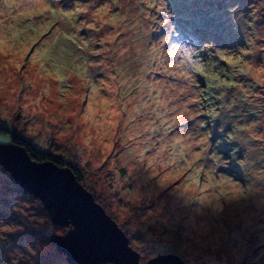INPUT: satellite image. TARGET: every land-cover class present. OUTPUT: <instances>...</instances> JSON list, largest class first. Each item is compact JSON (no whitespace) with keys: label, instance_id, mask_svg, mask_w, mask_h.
I'll list each match as a JSON object with an SVG mask.
<instances>
[{"label":"rangeland","instance_id":"obj_1","mask_svg":"<svg viewBox=\"0 0 264 264\" xmlns=\"http://www.w3.org/2000/svg\"><path fill=\"white\" fill-rule=\"evenodd\" d=\"M242 1L0 0V129L74 165L140 264H264V0ZM69 229L0 166V264H68Z\"/></svg>","mask_w":264,"mask_h":264},{"label":"water","instance_id":"obj_2","mask_svg":"<svg viewBox=\"0 0 264 264\" xmlns=\"http://www.w3.org/2000/svg\"><path fill=\"white\" fill-rule=\"evenodd\" d=\"M0 166L24 192L37 198L52 225L70 226L65 236H52L68 264H140L118 225L83 189L70 168L32 161L13 144H0ZM146 264H185L175 255Z\"/></svg>","mask_w":264,"mask_h":264},{"label":"trees","instance_id":"obj_3","mask_svg":"<svg viewBox=\"0 0 264 264\" xmlns=\"http://www.w3.org/2000/svg\"><path fill=\"white\" fill-rule=\"evenodd\" d=\"M241 3L243 4L242 6L238 5V4H231V10L232 11H238L240 13H244L245 10L244 9V5L246 4V2L242 1L241 0ZM175 5V8L178 4L174 3ZM177 9V8H176ZM179 10V9H177ZM218 15V16H222V13L221 12H217L216 9L214 10V16L215 15ZM198 18L201 16V14L197 15ZM213 16V17H214ZM234 16L230 15L229 12H227V15H226V18L229 20V22H231L232 19H235V17L233 18ZM238 19V18H237ZM188 21V20H187ZM186 24V23H185ZM184 24V25H185ZM191 25V29L193 28V25H195V29L193 28V32H195V30L197 32H201L199 27H202L204 28V26L199 23V22H196L194 23L193 25ZM231 23H227V24H223L222 26H220L221 28V31H220V35H221V50L224 51H228V52H235L237 49H238V46L237 45V38H239V33L237 32H240L241 28L239 26H236L235 25H232L230 26ZM185 26L188 27V24H186ZM190 29V31H191ZM179 35H181V37H185V36H188L187 34H185L183 31L179 33ZM225 35H228L229 37L227 38L229 43L228 45H225L224 44V39L226 38ZM238 42H243L242 40L238 39ZM195 43V42H194ZM193 43V44H194ZM230 47V48H228ZM233 49V50H231ZM240 49V48H239ZM205 49H204V46L200 47V48H196L195 49V52L196 54H199L201 52L204 53ZM224 54L225 53H222L221 55H219V57H216L214 58L213 60H211V65H214V67H216V69L219 71V74H221V76L225 73L224 72V69L221 67V60L220 59H223L224 58ZM208 56V55H207ZM210 56V55H209ZM207 58V57H206ZM219 58V61H217V59ZM217 64H220L217 66ZM217 67H220V68H217ZM195 70H198V69H195ZM200 74V76L203 78V85L205 86V91L204 93H207L208 90L206 89H210L212 91H215L217 92V89H216V85L214 84L215 82V79H212L209 77L208 74H206L205 72H202L200 70H198V72ZM232 75V73H231ZM214 76V75H213ZM234 76V75H233ZM217 77H218V73H217ZM201 83V81L199 82V84ZM227 89V88H226ZM220 91V90H219ZM220 92H224V91H220ZM205 100V99H204ZM211 105V104H210ZM221 119V118H220ZM226 120V119H225ZM227 121V120H226ZM0 135H6L8 136V142L9 144H13V145H16L22 149H24L26 151V153L28 154L29 158L32 160V161H35V162H51L53 163L55 166L59 167V168H70L73 175L75 176L76 180L82 185L83 183V177H82V174L79 172V170L74 166L72 165L70 162L60 158L59 156H56V155H53L49 152H46V151H43V150H40V149H37L35 147V145L31 142V141H28L26 138L20 136L18 133L16 132H9L8 130H4V129H0ZM235 153V149L231 150L230 152L227 153V155L229 156H232L233 154ZM233 170V169H232ZM231 171V170H230ZM229 171V172H230ZM241 178V176H239Z\"/></svg>","mask_w":264,"mask_h":264}]
</instances>
